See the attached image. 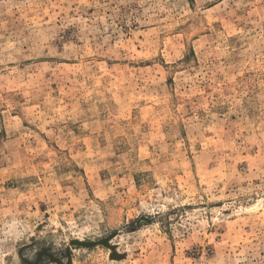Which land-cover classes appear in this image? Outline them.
<instances>
[{
  "label": "rangeland",
  "instance_id": "rangeland-1",
  "mask_svg": "<svg viewBox=\"0 0 264 264\" xmlns=\"http://www.w3.org/2000/svg\"><path fill=\"white\" fill-rule=\"evenodd\" d=\"M0 264H264V0H0Z\"/></svg>",
  "mask_w": 264,
  "mask_h": 264
}]
</instances>
